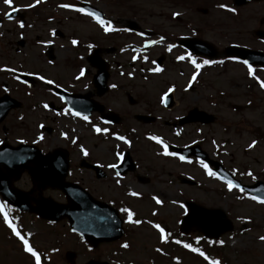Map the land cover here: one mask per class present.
<instances>
[{"label": "rangeland", "instance_id": "374dc122", "mask_svg": "<svg viewBox=\"0 0 264 264\" xmlns=\"http://www.w3.org/2000/svg\"><path fill=\"white\" fill-rule=\"evenodd\" d=\"M80 1L12 0V6L29 11H26L28 17L23 27L15 22H6L0 27V94L9 91L11 96L30 100L25 101L27 106L30 102L43 100L44 106L26 112L20 120L16 114H11L0 123V136H8L6 131L10 129L9 132L12 133L7 137L8 142H16L18 139L34 140L45 150L63 147L69 152L70 165L75 166L81 156L87 160L89 158L97 160L104 156L106 162L111 163L116 161L114 159H117L120 149L130 151L138 162L137 173L149 175L151 179L143 183L127 175L120 186H116L112 181L108 182L109 191L106 198L113 199L116 205H127L141 221L135 226H126L123 241L128 242L130 249H120L117 241L110 244L108 261L113 264L128 262L210 264L199 258V249L205 252L207 250L212 260L223 258L224 264H264V241L259 239L264 236V204L258 199H252L236 187L230 191L226 182L216 175L208 174V170L204 167L205 163L196 159L181 162L173 156L160 155L161 151L164 153V144L161 146L162 143L145 137V134H152L154 137H159L162 142L181 145L201 141L202 148L210 156L218 159L242 182L252 183L257 179L264 181V88L260 87V82L264 81V69L252 68V75H249V67L238 60L229 59L222 65L218 62L224 58L221 53L214 58L217 59L215 63L206 66L199 58H192L184 53L182 57H185L176 63L172 58H177L182 50L175 49L170 58H164V63L167 59L170 60L163 71L159 67L153 68L150 64H129L128 61L133 58L131 57L133 54L127 49L114 59L115 74H118L117 63H123L124 66L122 68L124 73L122 81L125 82L124 99L117 103L113 102V96L108 94L106 97L109 104L115 105L114 107L123 115L119 125L125 131L123 136L125 139L110 140L92 136L90 131L85 129L87 126L76 130V120L51 93L45 90L40 93L36 88L32 97L25 96V87L18 81V86L16 85V77L13 74L17 70L39 72L54 78L56 74L58 78L55 79L58 82L68 85V79L82 63H85L84 60L79 61L78 56L86 51L88 40L96 42L100 34L96 28L93 31L95 26L79 14L74 16L64 14L56 8L49 11L48 6L67 3L78 6ZM88 1L105 8L116 17H120L121 14L128 16L129 13L131 17L136 16L142 25L153 30L167 31L173 37L177 34L198 32V36L209 40L219 51L235 40L233 11L228 10L233 9L232 0ZM221 4L226 7H219ZM28 5H33V9L30 10ZM3 6L7 5L0 0V9L4 8ZM35 6L41 7L35 8ZM194 6H209V8L207 11L203 8L198 11ZM45 13H51V16H58L56 19H60V21L45 22L50 34L44 28V22L36 21ZM56 28L61 30L64 36L58 38L55 45L56 59L54 63L48 65L41 52L42 41L51 37ZM73 40L79 44L75 46ZM123 40L125 42L126 38ZM117 41L115 36H109L102 44L108 45ZM248 45L260 46L257 42ZM75 56L77 58L72 59ZM196 64H200L201 67L197 68ZM157 68L160 71L157 72L155 70ZM78 71L81 72L80 69ZM129 75L136 77L128 79ZM83 81L81 80L80 83L82 84ZM190 83L194 84L192 90H188L187 87ZM169 89L173 93V105L170 109H162L159 102ZM193 107L214 114L215 121L209 125L195 123L177 129L165 125V121H175L178 116ZM144 112L156 115L155 122L143 124L134 120L133 114ZM12 124L15 125L14 129ZM41 125L44 127L41 128ZM208 169L211 170L209 166ZM73 174L75 175L73 178L83 181V184L89 183L82 174L81 177L76 171ZM182 178L192 179L194 183H182L180 181ZM129 190H133L130 192L136 193L139 199L130 194ZM47 194L57 200L61 199L56 191ZM153 197L158 198L161 203L157 204ZM187 202L206 208H218L225 212L232 228L216 239L217 245L222 247L213 244L212 248L205 247L206 240L198 229L192 228L185 233L180 230L178 222L187 212L185 204ZM21 220L29 231L39 232L44 226L29 220L26 216ZM156 221L166 225L168 234L166 237H170L171 233L180 234L181 244L173 246L167 242V239L163 243H158V233L154 226L151 227ZM4 222L3 215L0 214V264H32L31 256L30 259L24 256L19 246H16L7 235V231L3 228ZM52 229L59 232L62 240L57 253V256L63 259L62 264H67L64 257L67 250H74L79 254V258L73 264H84L83 259L89 256L85 247L78 244L72 235L66 233V229L60 224ZM192 238H198L201 243L197 244L201 246L194 244ZM221 241L223 243H220ZM37 244L42 248L46 247L41 242ZM155 245H158L157 247L168 256L155 252L153 249ZM185 245L195 247L198 253Z\"/></svg>", "mask_w": 264, "mask_h": 264}, {"label": "flooded vegetation", "instance_id": "af4514ba", "mask_svg": "<svg viewBox=\"0 0 264 264\" xmlns=\"http://www.w3.org/2000/svg\"><path fill=\"white\" fill-rule=\"evenodd\" d=\"M67 4L70 5V3ZM13 7L17 8L19 12V13L17 12V14H20V17L15 18L16 20H13V22L15 23L18 22L19 24L22 23L23 25H25L28 17L26 16V11L29 10L21 9L18 6H13ZM36 7H41V6H35V8ZM95 7H97L102 12L103 15L101 19L105 20L106 22H110L111 28L109 31H105L104 27L105 26L108 27V23H106L104 26H101L100 24H95L93 22L92 16L83 15L85 18H87L90 24L95 26L93 27V31L96 28L100 36L98 37V41L96 40V42L92 40H88L89 43L87 44L86 51H84L83 54H80V56H78V60L79 61L84 60L85 63H82V65L77 68V71L68 79L69 82L68 85H64L58 82L55 79L58 78L56 74H54L55 76L54 78L52 76L50 77L45 74L42 75L39 72H30V71L22 70L27 74L29 73L28 75H30L31 77L29 78V82H27L28 84L24 83L23 87H25V96H30V97L34 95V91H36V88L40 90V93L45 90L49 94L51 93L52 95H54L52 88L59 87L61 89L70 92L71 94L73 93V94H80L85 96L86 100L89 103H93L94 101H96L99 105L102 106L101 110L92 109L88 114H79V115L75 114L77 113L76 110L74 111L70 110L69 115L73 117V119H75L77 122L76 130H80L84 126H87V128L85 129L90 131L92 136L107 139L108 135L111 134L109 133L111 129L112 132L115 133H121V134L125 133L124 129L119 125V123L108 124L102 119V117H107L109 119L115 120V118L118 117L117 120H119V122L123 120V115L120 112V110L118 108H115L114 107L115 105L111 106V104H109V102L106 99L108 94L114 97L113 102L120 103L124 99L125 82L122 81V76L124 75V73L121 71V69L124 66L123 63H117L118 67H116V70H118V74L117 73L115 74L114 59L118 57L119 54H123L125 48H128L130 49V51L132 50L134 53L139 55L138 57L139 60L143 58L142 57L143 55L147 56L150 59H155V60L162 59L160 64L163 65V67L167 68L170 59H167L166 63H164L163 61L164 58L171 56L175 49L184 51V49L177 44L180 41V39L189 36H194L196 38L203 40H207V39L198 36L199 35L198 32L195 31L192 33H186L181 35L177 34L176 37H173L167 31L165 32V31L153 30L151 27L142 25L136 16L131 17L129 13L128 16L121 14L120 17H116L111 12L106 11L105 8H101L97 5ZM9 8L10 7H4L0 9V18H1L0 27L7 20L5 13H8L11 10V8L10 9ZM28 8L32 10L33 6ZM48 8L50 9L49 11H52L54 8H56L58 10H61L64 14L68 13L73 16L78 14L77 12L78 6H71L68 8H64L60 6H48ZM194 8L195 10L198 11L200 8L206 9L207 11L209 6H194ZM233 9L235 10L233 11V37L235 38L233 42L240 43L242 45L244 44L251 48L262 50L264 52V0H252L242 5L233 4ZM57 17L58 16L56 17L51 16V13L50 14L45 13L40 17H38L36 21L37 22L40 21L44 23L60 21V19H56ZM130 21H132L133 23H131ZM46 27L47 25L45 23L44 28ZM132 27L134 28V30L131 29ZM47 29L48 28H46V31H48ZM57 29L58 28H56L52 33L53 36L48 37L47 40L42 41L43 46L41 52L44 55V58L48 65L54 63L56 59L55 45L57 43L58 38L64 36L62 31ZM48 33L50 34V31H48ZM109 36H115V38L118 41L112 42L108 45L102 44L106 42ZM123 38H126L125 42ZM131 38H133V40ZM253 42L259 43L260 46L253 47L248 45V44H252ZM174 43L176 44V46L173 45ZM78 44L79 42H77L75 46H77ZM48 48L52 49L53 60H50L46 56V50ZM108 48H114V50L112 52H108L107 50ZM95 49H98L97 53L99 57H101L107 63L108 78L106 82V89L102 93L97 92V88L95 87L93 81L94 75L96 73V68L93 66L94 60L92 59L86 61V58L88 56H92L94 54ZM75 58L77 57L75 56L72 59ZM78 69L83 71V75H81V72H79ZM40 77H44V79L42 80L40 79ZM135 77L136 76L134 77L130 76L127 78L135 79ZM49 80L52 81V83H47V81ZM81 80H84L82 84L80 83ZM15 83L17 85V80ZM21 83L22 82H20L19 84ZM37 84H40L41 86H38ZM54 97H56V99L59 100L60 104L62 103L61 98L59 96L54 95ZM18 100L20 101V106L15 109H11L8 112L6 118L10 117L11 114L12 115L16 114L17 118L22 119V117L25 116L26 112H30V110H37L40 109V107L44 106L43 100H37L35 103L30 102L28 106L25 101H30V100H26V99H18ZM112 107H114V109ZM136 114L137 113L133 114V118ZM141 114H148V113L144 112ZM84 117H87V119H85ZM94 126L96 128H100L101 131L97 132L96 130H94L93 129ZM12 127L14 129L15 125L12 124ZM104 129H107V131H103ZM9 130L10 129L6 131L8 132V136L9 133H12V131L9 132ZM8 136H6L5 138H7ZM84 159L91 166L94 165L95 168L94 167L81 168L79 167L78 163L76 164V166L69 165V169L66 174V179L79 181V179L76 180L75 178H73V176H75L73 173L76 171L79 177H81L80 175L82 174L83 177H86L89 183L83 184V181H79V182L86 187L88 193L94 199L107 202L117 208L120 207V209L122 210L124 209L125 205L123 206L116 205L113 199L106 198V194L109 191V189L107 188L108 182L112 181L116 186H120L122 184V180L125 178L124 176L127 175L129 177H134L136 179H137V175H139L140 178H144L148 180V182L151 179L149 175L139 174L137 172H128L127 174L122 176L117 175L116 167L115 168L109 167V165L112 164H115L117 166V159H114L116 161L111 163L106 162L104 156H101L100 159L97 160L90 158L89 160H87L86 158ZM133 160L135 162V169L137 170L138 162H136L134 158ZM144 167L145 166H143V168ZM15 185L18 188L29 190L31 197H38L40 195L37 184L33 183L30 180L29 175L26 172L23 173V176L21 177L20 180L16 182ZM42 192H45V190ZM58 193L60 194L61 197L64 198V195L60 191ZM18 214L26 215L29 218H37L36 215L33 213H18ZM49 223L51 222H45V224H49ZM61 223L62 226H65L64 220L61 221ZM23 235L29 241L31 246L40 253L42 259H46L48 262H52V264H60L59 262H61L62 264L63 261L62 257L57 256V253L59 252L60 246L62 244V240L59 237L60 234L57 230H53L51 227H46L41 229L39 232L33 234H29L24 231ZM75 238L81 241L80 239H78L77 236H75ZM37 242H41L46 247L42 248V246L37 244ZM109 246L110 243H98L94 247L88 245L87 250L89 251V256H87L85 260L87 259L109 260L110 258Z\"/></svg>", "mask_w": 264, "mask_h": 264}, {"label": "water", "instance_id": "95a60500", "mask_svg": "<svg viewBox=\"0 0 264 264\" xmlns=\"http://www.w3.org/2000/svg\"><path fill=\"white\" fill-rule=\"evenodd\" d=\"M190 41L191 43H187ZM184 43L190 46L196 52H201L197 45L204 44L195 40H186ZM206 45V44H204ZM212 54L214 52H211ZM227 55H236L249 63H260L264 65V55L255 53L254 51L229 46L226 49ZM260 54V55H259ZM262 55V56H261ZM103 70L101 69L100 72ZM168 106H171V96L168 97ZM13 101L7 96L0 98V120L10 107V102ZM14 106L17 103L13 104ZM214 120L211 114L198 110L197 108L191 109L188 114L180 119V124L187 122L200 121L202 123H210ZM184 155H196L201 158L207 159L206 155L199 150L198 146H193L183 150H177ZM214 165L216 172H218L225 179L231 180L235 185H238L241 189L245 190L249 194L258 196L264 199V183L257 181L256 184L250 186L241 185L239 181L234 180L232 175L226 172L223 167L217 163L208 160ZM42 167L40 168V165ZM27 167L32 177L35 180L41 181L43 185H49L51 187H57L62 189L68 196H81L86 203V193L77 186L68 185L63 182V175L67 168L66 154L61 151H55L49 155H41L38 151L30 147L20 145L19 147H9L7 145L0 146V193L3 198L9 203L15 205L19 209H28V199L26 195L15 190L11 186L12 179L19 177L20 169ZM73 199V198H71ZM189 213L183 220V230L196 227L199 228L204 234L211 237H217L221 232L227 230L230 225L226 220L225 214L219 209H206L196 204L189 203ZM80 207L77 200H71L68 205H59L51 201L50 199H42L38 202L35 211L43 218L57 220L63 216L69 218L71 226L81 233L85 238H89L86 231V216L78 213ZM82 220V224L80 223ZM118 224L113 222V227H119ZM112 230L110 233V240L116 239L120 236V231Z\"/></svg>", "mask_w": 264, "mask_h": 264}, {"label": "snow or ice", "instance_id": "6c2138e0", "mask_svg": "<svg viewBox=\"0 0 264 264\" xmlns=\"http://www.w3.org/2000/svg\"><path fill=\"white\" fill-rule=\"evenodd\" d=\"M37 2H39V0H37ZM3 3L7 6H9L13 12L17 11L18 9L13 7L12 6V0H3ZM33 5H28V7H32ZM60 7H64V8H68V7H71V5L69 4H62L60 5ZM219 7L221 8H225L226 5H219ZM78 11L80 12H85V9L84 8H79L77 9ZM229 11H235L234 9H228ZM89 16H92L101 26H104L106 23H108V27H105V31H109L110 28H111V25H110V22H106L105 20L101 19L100 15L98 13H94V12H88L87 13ZM8 14L5 13V16H7ZM20 27H23V24L21 23L20 24ZM72 43L75 45L77 43L76 40H73ZM178 59H183V57H178ZM193 63H195V61H193ZM210 63H213V61H209V60H204L203 61V64H210ZM245 64H248L247 61H244ZM196 67L197 68H200L201 65L200 64H196ZM156 71H160L159 68L155 69ZM8 71H15L14 69H8ZM81 75H83V71H81ZM249 75H252V67L251 65H249ZM195 78V76L193 77V79ZM40 79H44V77H40ZM47 83H52V81H47ZM260 87L261 88H264V81L260 82ZM169 91H171V89H169ZM45 107H47V105H45ZM76 115H79V113H75ZM85 119H87V117H84ZM97 132H100L101 129L100 128H96L95 129ZM103 131H107V129H104ZM119 139L121 140H124L125 138L124 137H119ZM152 139L156 140L157 143H162V141L160 140L159 137H152ZM253 144H255V141H253ZM249 147H252V145H249ZM164 154L165 155H176L175 153H169L167 151V145L164 146ZM180 159H184V157H180ZM203 163V162H201ZM109 167H112V168H115L116 165L115 164H112V165H109ZM204 167L205 169L208 170V174L209 175H215V173H213L210 169H208V166L206 164H204ZM117 175H119L117 173ZM227 186L229 188V190L231 191L233 189V187H239L238 185H234L233 182L231 180H228L227 181ZM241 191H243V189H241ZM133 195H137L136 193H132ZM154 200H156V203L157 204H160L161 201L156 198V197H153ZM252 199L256 200L258 199L257 197L253 196ZM260 203L264 204V199L262 200H259ZM12 211L11 207L7 204V203H4V202H0V214L3 215V218H4V221L5 223H7L9 225V227L12 229L13 233L22 241L23 245H24V250L28 253H30L34 258H35V264H41V257L40 255L33 249V247L30 246L29 244V241L27 239H25L24 235H22L18 230H17V227L12 224L9 220V213ZM123 211H125L127 213V216H128V220L130 223H135V224H140L141 221L140 220H133L132 217H133V213L128 210V209H124ZM155 228L159 229L160 233H161V239H164V229L159 225V224H156L154 225ZM259 239L261 241H264V236H261L259 237ZM220 243H223V241H221ZM123 247H128L127 244H124ZM185 247H189V245H185ZM193 251H197V249H192ZM201 255H204L203 253H201ZM205 259H208V257H205ZM211 264H220L219 261L217 260H212L211 261Z\"/></svg>", "mask_w": 264, "mask_h": 264}]
</instances>
